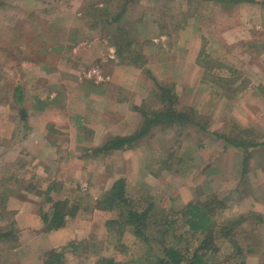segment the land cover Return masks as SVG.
Instances as JSON below:
<instances>
[{
	"label": "rangeland",
	"instance_id": "rangeland-1",
	"mask_svg": "<svg viewBox=\"0 0 264 264\" xmlns=\"http://www.w3.org/2000/svg\"><path fill=\"white\" fill-rule=\"evenodd\" d=\"M241 5L227 10L225 6L204 3L195 11L185 0H133L127 4L124 0H0V79H4L2 85L7 81L5 89H0V105L4 108L0 113V231L11 230L19 238L18 230L23 225L16 226L11 208L29 199L36 212L39 207L48 210L50 203L41 206L42 193L52 186L54 201L65 200L67 209L75 210L73 217H66V228L74 226L78 219L86 223L96 219L90 232L94 235L88 236L90 240L81 242V246L76 244L77 255L69 260L71 264H94L97 255L123 262L143 255L130 230L117 242V232L106 229V222L115 219L116 213L94 207L105 192L102 186L106 185L107 175L130 177L128 195L138 201H144L146 195L153 196L158 212L164 204L182 207L211 194L228 206L229 217L232 213L250 212L254 198L264 203V148L248 161L246 185L242 186L248 190L252 187L255 197L252 199L253 194L248 191L250 195L247 192L248 196L240 201L235 191L242 153L218 138L219 134L246 130L250 136L243 138L253 137L254 132L264 139V17L259 19L255 15L251 23L244 22L246 13L239 10ZM252 6L262 10L259 5ZM243 23L245 27L241 26ZM55 44L66 49H48ZM10 49H14L13 54ZM78 51L85 54L79 56ZM137 55L145 61L143 67L133 64ZM33 59L45 62L46 70L55 72H44L38 65L23 70L18 65L22 60ZM130 68L136 72H130ZM113 76L122 85L119 94ZM232 79L236 82H227L225 89V82L220 80ZM29 82L48 87L51 100L57 91L61 101L52 106V118L39 109L28 111L32 126L37 127L40 121L54 126L52 144L47 141L42 145L45 139L44 134L39 138L40 131L29 140L36 148L25 139L30 133L24 127L19 126L15 139L10 141L18 114L14 88L18 85L24 88ZM159 85L173 87L177 108L193 107L206 126L204 131L180 126L156 129L141 142L148 166L152 161L156 163L152 167L156 172L158 162H167L172 168L170 172L162 170L154 177L150 168L148 176L140 179L136 158H132L130 166L123 162L130 155L126 152L106 159L82 157L85 149L98 147L93 138L96 142L97 133L105 127V119L97 114L105 108V98L117 94L125 99L127 108L133 111L129 118L138 119L133 106L145 102L147 107L161 108L157 98ZM90 94L91 97L85 98ZM86 102L90 106H85ZM38 114L42 116L40 119ZM75 116L81 117L76 124ZM51 120L54 123H49ZM79 127L84 130L81 132ZM24 148L28 153L22 151ZM141 202L139 208L144 206ZM37 222L31 224L32 228L39 225L40 221ZM76 229L77 235L85 232L81 226ZM44 230L42 226L31 232L34 238L29 242L31 250H22L18 240L14 246L1 243L0 264L34 263L35 252L45 250V238L40 237L47 233ZM176 234L185 238L179 230ZM236 240L243 250L245 245H256L259 241L261 245H256L253 253H244V264H264V227L256 230L247 225L240 227ZM177 246L189 253L193 251V243L183 241ZM97 248L102 253H97ZM231 250L230 245L222 244V256L208 255L207 264H224L226 260L222 258L231 254ZM40 254L42 258L44 254ZM234 261L231 264L238 263Z\"/></svg>",
	"mask_w": 264,
	"mask_h": 264
},
{
	"label": "trees",
	"instance_id": "trees-1",
	"mask_svg": "<svg viewBox=\"0 0 264 264\" xmlns=\"http://www.w3.org/2000/svg\"><path fill=\"white\" fill-rule=\"evenodd\" d=\"M131 1L133 0H124L125 4L130 3ZM139 1L152 2L170 0ZM185 2L189 8H194L195 11L196 8L204 3L225 6L227 10H232L240 4H251L259 5L262 10H264V0H185ZM204 15L205 13L203 16ZM187 16H189V14ZM127 52L132 54L131 51ZM136 57L138 59L133 64L136 67H143L145 61H141L139 55ZM18 65L23 70H25V68L30 70L38 65L44 72H47L46 63L37 59L31 61L22 60ZM3 81L4 79L0 81L1 89H5L4 85H6L7 82L5 80V84L2 85ZM220 81L225 82L224 88L226 89L229 85L227 82L232 81L233 83L236 82V79ZM47 88L48 87H41L32 82L26 83V87L24 88L20 85L14 88L13 95L14 97L16 96L14 104L18 114L16 118L17 127H14L10 141L15 139L16 131L19 126L26 128L27 133L29 132L30 134L33 128H36L31 125V118L28 113L29 110H32L33 112H37L38 109L40 112L46 110L47 114L52 118L54 111L52 106L60 104L61 101L57 91L54 99H49L50 90H47ZM158 88L160 90V95L157 96V98L161 106L160 109L147 107L145 102L141 103L139 106H133L132 108L143 119L141 127L138 130L133 134L126 136H108L98 147L82 151V157L86 159H106L114 154H121L129 150H135L136 148H139L141 142L146 137L151 136V133L156 131V129L166 130L178 126L182 128L193 127L202 131L206 129L205 123L199 120L193 107L183 109L177 108L178 98L173 87L159 85ZM6 103L9 102L7 101ZM41 117L42 116H40L39 119ZM74 120L79 122L80 118L76 117ZM49 123L54 122L51 120ZM42 124V121H40L37 128L44 134V139L52 144L50 138L52 134L55 133L53 130L54 126L52 124H44V127H41ZM45 125L48 127L45 128ZM80 128L81 127H79V129ZM83 130L84 128L82 127L80 131L82 132ZM80 131H78V133L81 134ZM245 131L246 130L240 133H236V131H234V133L231 131L230 133L232 136L229 133L225 135L219 134L218 136L220 140L224 141L226 146L239 149L242 153L240 177L238 180L239 185L238 189L235 191L240 197V201L248 196V191H251L253 194V196H251L252 199L255 197L252 187L248 190L245 186H242L246 185L244 177L247 173L248 161L254 156V153H258L260 149L264 148V139L261 137V134L252 132L254 136L246 139L243 138V135L250 136V134ZM28 137L29 136H26L25 139L28 140ZM22 151L28 153L25 148L24 150L22 149ZM22 153L20 155H23ZM172 156L173 155H169V157ZM26 157L28 156L26 155ZM154 164L156 165V163ZM157 165L160 166L156 172L153 168L150 170L155 177H158L162 170L170 172L172 169L167 162H158ZM104 183L106 185L103 184L102 189H104L105 192L100 196V199L96 201L94 207L98 210L108 211L110 213L114 212L117 214L115 219L113 218L106 222V229L109 232H117L115 234L117 242H119L124 232L130 230L128 232L131 233L136 246H138V248L144 253L143 255H138L137 258H130V260H132L126 262L116 261L115 258L105 257L103 255H97L94 264H207L208 255L211 254L215 257L219 255L222 256V244H228L232 249L231 254L222 258V260H226V264H231L232 260L238 262L237 264H244V253L248 252L251 254L255 251L256 245H261L258 244V241L256 245H245L243 250L236 240V230L240 227L245 228L247 225L252 230H256L259 226L264 227V203H260L259 200L255 198L251 202L250 212H247L246 214H239L236 212L237 214L232 213L230 217L226 214L228 206L214 194L205 196L204 200L190 201L182 207H177L172 204H164L161 206V211L158 212L155 210L156 203L153 196L146 195L144 196V201H138L132 199L128 195V182L127 177L124 175H110L106 178ZM262 185L264 186V184ZM142 186L145 187V185ZM26 187L32 189L30 185H26ZM53 189L52 186L48 187V189L42 193L44 199L41 201V206L50 203L51 205L48 210L39 207L37 211L42 226L45 228L44 231L46 232L64 228L66 217H73L75 215V210L69 211L67 209V201H54L53 195L55 189ZM4 196H6V194H4ZM140 202L143 203V208H139L138 205H140ZM121 219L123 221H121ZM124 227H126V229ZM177 230L183 232L185 238L182 235L176 234ZM17 240L18 238L15 232L11 230L0 231V244L3 242H9L10 245L12 244L11 246H14V244L17 243ZM183 241L185 243H193L192 253H189V250L186 248L185 250H182L181 247L177 246ZM79 245L81 246V244ZM88 246L91 245L89 244ZM77 248L78 245L70 243L58 251H49L42 257L41 264H65L67 259L77 255ZM158 248L160 249L159 251L156 250ZM97 249V253L101 252V248ZM258 256L260 255L258 254ZM81 259L83 260L84 258L81 257ZM236 259L238 261H236Z\"/></svg>",
	"mask_w": 264,
	"mask_h": 264
},
{
	"label": "crops",
	"instance_id": "crops-1",
	"mask_svg": "<svg viewBox=\"0 0 264 264\" xmlns=\"http://www.w3.org/2000/svg\"><path fill=\"white\" fill-rule=\"evenodd\" d=\"M30 1H35V0H30ZM257 1H262V0H257ZM256 8H258V6H256ZM239 10L242 11V12L244 11L246 13V14H244L245 15V19H244L245 21L244 22L251 23V20L254 19L253 16H255V15L259 19L264 17V10L255 9V7L252 6L251 4L250 5L249 4H242L240 6ZM251 13H252V15L250 16ZM243 24L244 25H241V26L245 27V23H243ZM239 30L242 31V29H239ZM48 49L52 50V51L53 50L64 51L62 49H66V47L62 46L60 44H55L53 46L49 45ZM10 50H11V53H12V51H14V49L13 50L10 49ZM78 53H79V56H83L85 54V53H82V51H78ZM100 54H101V50H100ZM88 55L92 56L89 53H88ZM76 56H78V55H76ZM101 56L104 57L102 54H101ZM122 67H124V66H122ZM129 70H130V72H136L135 69H132V68H130ZM51 71L55 72L54 70H50V71H47V73H51ZM133 75H135V73ZM121 76L122 75H120V77ZM137 76L138 75H136L135 77H137ZM2 79L3 78H1L0 81H2ZM118 79L119 78H116L114 76L112 77V82L117 84L116 85L117 86V91L116 92H118V94H119V92L122 89V85L118 84ZM123 88H125V87H123ZM94 89H96L97 91H100V89H97V88H94ZM92 92H94V91H92ZM102 94H103L102 92H98V95H102ZM91 95L92 94H90V96L85 95V98H87V97L89 98V97H91ZM116 96H117V94L116 95L114 94L111 98L110 97L105 98L104 99L105 108L103 110L101 109L97 113L100 117H103L105 119V122L103 123V125L105 127L103 128L104 130H102V132H104V135H102V132H98L97 133V137H96V138H98V140L96 139V142H95V138H93V143L96 146L101 145L105 141L106 135L108 133H109V135H112V136H126V135L133 134L136 130H138L141 127V124H142V121H143L142 117L139 115L140 117H138V119H137V117L135 118V117H132V116L129 118V115L132 114L133 111L129 110L127 108L125 99H123V98L120 99V98H118V96L117 97ZM85 106H90V105H89L88 102H86ZM3 110H4L3 106L0 105V113ZM44 113L47 114L46 110L44 111ZM76 117L77 116H75L74 119ZM79 118L81 120V117H79ZM0 122H1V119H0ZM73 123L76 124L78 122L76 120H74ZM41 127H44V124H42ZM1 130L3 131V129H1ZM39 131L40 130L37 127L33 128V130L31 131L30 136L28 137V143H29V140L32 141V139H31L32 137L34 138L35 136H37V135H34V134H40ZM151 134H153V133H151ZM42 135H43V133L40 134L39 138L42 139ZM103 136H104V138H103ZM43 137H44V135H43ZM38 142L40 144L39 140H38ZM46 142L47 141L45 140L42 143V145H45ZM29 145L32 146V147H35V145L32 144V143H29ZM38 147H40V149H41L42 148L41 144ZM123 153H125V152H123ZM126 153H129L130 155H128V159H126V160L122 159L123 162H125V164L127 166H130V163H132L131 162L132 158H136V162H138V164L140 166V169H141L140 179L141 178L142 179L146 178L148 176V170H150V168H152V166L155 165L153 163V161H152V163L148 166L146 151H144L141 148V146H140L139 148H136L135 150L126 151ZM129 158H131V160ZM152 175L154 176V174H152ZM108 176L109 175H107V177ZM127 178L129 179L130 177H127ZM0 180H1V178H0ZM24 194H26V193H24ZM28 198H29V195H28ZM29 204H30L29 203V199H27V200L25 199V200H22L18 204V206H16L17 205L16 204L15 206H13L11 208L12 211H14V213H15L14 222L16 223V226L18 224L19 225H23V226H20L21 227L20 229L18 228L19 230L16 229V230L20 231V234H19L20 236L18 235V237H19L18 238V243L19 244L22 243V245H20V248L22 250H31L32 249L29 246V242L34 239L33 238V234L31 232L37 231L38 228L39 229L42 228V223L40 221V218H39L36 210L34 208H32V206H30ZM35 219H37V220H35ZM94 220H96V219H94ZM94 220H90L89 222L86 223L84 220L78 219V220H75L76 223L72 227L66 228V226H65L64 228H61V229H58V230H52L50 232L43 233V235H41L40 237H41V239L45 238V239H43L46 242L45 250H42V251L38 250L37 253L35 252V255H33V259H32V261H34V263H31V261H30V262H25L24 264H41L42 258L40 256L41 255L40 252H42V254H45V253H47L49 251H53V250L58 251V250L62 249L63 247H65L66 245L70 244V243L82 244L81 242H88V239L90 240V237H88V236L94 235V233L90 234V232L92 233L93 230H94V228H91L94 225ZM34 221H36V222L40 221L39 225L36 228H32V226H31V224L34 223ZM37 223H36V225H37ZM78 226H81V228H84L85 232H83V233L80 232L79 233L80 235H77L78 229H76V227H78ZM41 239H40V241H41ZM23 243L25 244L24 247H23ZM12 253H14V252H12ZM70 259L71 258L67 259L65 264H71V262L69 261Z\"/></svg>",
	"mask_w": 264,
	"mask_h": 264
},
{
	"label": "built area",
	"instance_id": "built-area-1",
	"mask_svg": "<svg viewBox=\"0 0 264 264\" xmlns=\"http://www.w3.org/2000/svg\"><path fill=\"white\" fill-rule=\"evenodd\" d=\"M101 78H102V77L100 76L99 79H101ZM102 80H103V78H102Z\"/></svg>",
	"mask_w": 264,
	"mask_h": 264
}]
</instances>
